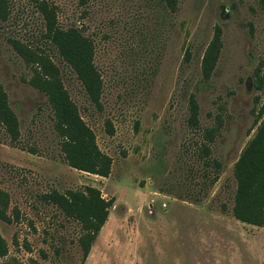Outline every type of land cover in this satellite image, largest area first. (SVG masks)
<instances>
[{"label": "rangeland", "instance_id": "rangeland-1", "mask_svg": "<svg viewBox=\"0 0 264 264\" xmlns=\"http://www.w3.org/2000/svg\"><path fill=\"white\" fill-rule=\"evenodd\" d=\"M60 26H78L95 46L103 79L99 109L42 35L33 0H10L0 19V85L15 112L14 143L0 124V190L10 199L0 264H264V228L233 215L235 165L264 121V0H50ZM222 49L209 79L202 62L215 31ZM17 40L47 55L101 152L108 177L67 163L46 94ZM199 126L188 123L190 98ZM111 127L113 134L107 129ZM213 134L214 139H211ZM208 150V154H206ZM100 190L113 201L84 260L81 225L44 199Z\"/></svg>", "mask_w": 264, "mask_h": 264}, {"label": "trees", "instance_id": "trees-1", "mask_svg": "<svg viewBox=\"0 0 264 264\" xmlns=\"http://www.w3.org/2000/svg\"><path fill=\"white\" fill-rule=\"evenodd\" d=\"M45 22L42 35L76 73L90 101L102 108L103 79L95 63L94 43L84 35L78 26L63 29L58 18V9L50 0H33ZM170 12H177L179 0H160ZM10 16V0H0V19L7 21ZM222 31L217 28L212 41L206 49L202 73L209 79L215 69L222 49ZM17 53L34 74L30 84L46 94L54 112L55 129L61 138V149L70 167L86 173L108 177L111 173L112 160L100 151L96 138L89 126L79 114L60 77V71L53 61L40 50L32 49L17 40H11ZM257 70L256 87L261 90L263 79ZM264 113V109H263ZM188 123L199 126V106L194 96L190 98ZM0 124L4 127L11 141L16 143L21 137L18 118L9 104L7 93L0 85ZM110 135L113 129H107ZM213 140V134H210ZM208 154V150H206ZM237 190L234 199L233 215L245 224L264 228V121L259 125L254 138L246 146L235 165ZM44 199L56 205L69 218L76 220L82 227L83 234L79 245L86 260L99 233L110 215L113 201L102 197L100 190L87 187L85 190L68 191L61 194L53 191ZM10 199L0 190V220L11 222L8 216ZM9 248L0 234V258L6 257Z\"/></svg>", "mask_w": 264, "mask_h": 264}]
</instances>
